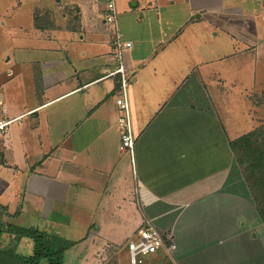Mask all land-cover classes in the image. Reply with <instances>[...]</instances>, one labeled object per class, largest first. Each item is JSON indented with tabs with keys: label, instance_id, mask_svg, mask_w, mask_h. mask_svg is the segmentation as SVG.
I'll use <instances>...</instances> for the list:
<instances>
[{
	"label": "crops",
	"instance_id": "crops-1",
	"mask_svg": "<svg viewBox=\"0 0 264 264\" xmlns=\"http://www.w3.org/2000/svg\"><path fill=\"white\" fill-rule=\"evenodd\" d=\"M162 1L119 11L133 43L124 64L134 161L120 149V76L105 1L35 2L34 33L56 43L43 50L64 60L21 62L37 69L32 90L24 91L22 76L20 91L0 95V228L23 227L31 213L32 229L69 227L52 233L70 240L69 217L80 212L85 231L75 241L85 239L84 255L69 250L65 264H104L114 247L121 264L111 237L129 227L130 212L135 223L137 206L141 224L150 221L175 244L173 257L158 252L154 261L264 264V224L231 148L264 126V98L255 105L252 97H264V86L253 84H264V0H173L167 18L176 25L167 28ZM231 94L251 102L250 115L261 105L258 124L234 137L223 121Z\"/></svg>",
	"mask_w": 264,
	"mask_h": 264
},
{
	"label": "rangeland",
	"instance_id": "rangeland-1",
	"mask_svg": "<svg viewBox=\"0 0 264 264\" xmlns=\"http://www.w3.org/2000/svg\"><path fill=\"white\" fill-rule=\"evenodd\" d=\"M41 1H47V0H0V95L5 92H16L20 91L19 86V80L20 77L25 78V89L26 90H32V87L34 86L33 83L35 82V79H33V73L32 71H36L37 69L29 64H23L21 62L38 59V60H45L46 61H63L64 55L60 52H55L53 50L46 51L43 50L44 44L46 47H54L56 43H45V39H42L43 37L39 33H34L33 28V20H32V13H33V7L36 4L35 2H41ZM52 1V0H50ZM65 3H69L70 0H64ZM138 2V7H142L147 2L153 3L154 0H115L116 2V8L118 12L119 17V28L121 29V23H120V12L123 6L126 7L127 10L131 11L132 9L135 12H138V8H132L133 4ZM152 1V2H149ZM173 0H163V28H167V25L174 26L176 25L174 20H169L167 18V15L171 9V2ZM153 5V4H150ZM107 10H105L104 14ZM120 11V12H119ZM105 18V15H104ZM105 20V19H104ZM139 19H137L138 21ZM257 22L259 23L258 19ZM107 25V24H106ZM108 26V25H107ZM262 26L264 27L263 23H259L260 28V35L264 36V29H262ZM109 27V26H108ZM109 29L112 30V27H109ZM208 31V29H205ZM60 32V31H59ZM168 30L166 29L163 33V36L165 33H167ZM63 32H58L55 34V36L62 37ZM123 33V32H122ZM125 39V38H124ZM126 40V39H125ZM28 47H37L36 49H28ZM260 55L263 56L264 61V51L263 49L260 51ZM254 54V52H253ZM11 59V60H9ZM254 65L250 66L247 73H246V80L249 85V87L252 85L250 83L251 80V74L253 73ZM9 70H12L14 73V78L10 79L7 77V73ZM128 75H131L129 71L126 69ZM16 83L18 85L16 86ZM255 86H261L263 87V83H259L256 81L253 82ZM261 90V89H258ZM261 92V91H260ZM262 93V92H261ZM261 93H255L257 97H253V102L255 105L257 103H260L262 100H259L260 98H264ZM244 99L239 96H234L231 94L230 98L227 100V106L224 107V114H226V109L229 110V113L225 115V119L223 118V121L226 122V125L230 127L231 135L233 137L235 135H239L244 133V131H247V129L251 126H254L258 124L257 118L261 117V105L256 106L253 110V114L250 115L251 109L253 108L251 102L247 100V103H244ZM218 109L219 106H217ZM244 113V114H243ZM254 113L257 115L256 118H254ZM244 115V117L242 116ZM222 117V115H221ZM228 118V120H227ZM242 118L246 119L245 121H242ZM29 215L24 216L23 224L24 228L32 229L31 224L34 223L37 220H34ZM85 216V215H82ZM132 214L130 212V221H129V227H117L116 230H118V235H114L111 238H113L114 242H118L120 244V263L121 264H131L130 263V253L128 248V242L130 239L133 238L135 233L132 235V237L128 240V232L130 231L131 227L136 224V228L142 226L141 224V214L137 209L134 211V221H131ZM71 219V223L73 225L72 228V234L70 236V240H67L66 238L54 234V233H64L67 232L70 228L69 227H52V226H46V223L44 222L43 226L44 228H40L39 231H43L48 229L51 231L49 233L50 235H54V238L59 239V241L63 242H74L75 245H73L69 250H72L75 252L74 254L77 255V257H81L84 255L86 244L82 243L85 241L82 240L81 242L75 241L77 239H80V235L85 231V227H83L81 224L84 223V219L81 220V214L80 212L73 211L71 213V216L69 217ZM0 219L1 214H0ZM143 219V218H142ZM56 222V221H54ZM53 222V224H55ZM58 223V222H56ZM64 223V222H63ZM144 223V222H143ZM70 224V223H69ZM58 225V224H57ZM44 229V230H43ZM11 230V229H10ZM37 230V229H36ZM41 231V232H42ZM54 232V233H52ZM127 233V237H125V234ZM3 235V234H2ZM8 235V236H7ZM65 235V234H64ZM5 238L0 237V264H24V259L21 258L22 256L27 257L31 254V250L33 247V241L26 237L23 238V242H21L18 239H13L14 234L8 232V234L3 235ZM67 236V235H65ZM85 237V236H84ZM83 237V238H84ZM8 238V239H7ZM11 238V239H10ZM20 239V238H19ZM8 248H12L13 250H7ZM4 250V251H3ZM69 250L67 252H69ZM71 251V252H72ZM67 252L65 259L67 257ZM73 254V255H74ZM155 256V254H154ZM153 255L149 256H139L137 258L138 262L137 264H150L149 261H154L155 258H153ZM66 261V260H65ZM80 261V260H79ZM45 264V263H43Z\"/></svg>",
	"mask_w": 264,
	"mask_h": 264
},
{
	"label": "trees",
	"instance_id": "trees-1",
	"mask_svg": "<svg viewBox=\"0 0 264 264\" xmlns=\"http://www.w3.org/2000/svg\"><path fill=\"white\" fill-rule=\"evenodd\" d=\"M40 20L36 19V23L39 24ZM231 148L264 224V126L233 140ZM8 232L33 241L31 254L21 257L24 264H65L66 252L75 245L74 242L59 241L54 235L43 231L14 225L0 228V237ZM118 251V248H112L104 264H119ZM153 264L174 263L168 256H162Z\"/></svg>",
	"mask_w": 264,
	"mask_h": 264
},
{
	"label": "built area",
	"instance_id": "built-area-1",
	"mask_svg": "<svg viewBox=\"0 0 264 264\" xmlns=\"http://www.w3.org/2000/svg\"><path fill=\"white\" fill-rule=\"evenodd\" d=\"M106 3L105 23L112 27L113 33V58L117 63V69L114 74L120 76V88L118 90L117 104L120 109V117L118 119L119 130L121 133L122 151L129 152L134 161L135 138L132 132L129 104L127 100V87L131 80V75H128L124 64L125 53L133 47L131 41L125 40L124 35L119 28V17L116 8L115 0H104ZM5 124H0L2 129ZM130 253V263L137 264L139 256H149L158 252H165L173 257L175 252V244L171 237L165 235L150 221H145L139 227L132 239L128 242Z\"/></svg>",
	"mask_w": 264,
	"mask_h": 264
}]
</instances>
